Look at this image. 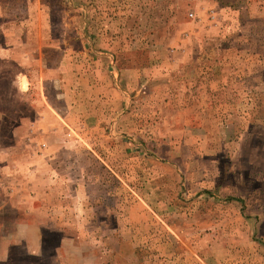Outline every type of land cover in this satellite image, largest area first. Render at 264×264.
<instances>
[{"label":"rangeland","instance_id":"obj_1","mask_svg":"<svg viewBox=\"0 0 264 264\" xmlns=\"http://www.w3.org/2000/svg\"><path fill=\"white\" fill-rule=\"evenodd\" d=\"M0 222V264H264V0H0Z\"/></svg>","mask_w":264,"mask_h":264},{"label":"crops","instance_id":"obj_2","mask_svg":"<svg viewBox=\"0 0 264 264\" xmlns=\"http://www.w3.org/2000/svg\"><path fill=\"white\" fill-rule=\"evenodd\" d=\"M9 49V48H8ZM38 63V74L37 77H35V79L29 77L30 74H27L26 72V76H25V80H26V89L27 90H31L34 92V90H37V94H36V100L39 101V105H35L33 106L34 109V119L32 121V123L30 124L31 128H36L38 126H40L42 133H45L46 130L50 127V129H52V125L50 124H45V125H41V123H45V120L47 121V115H51V117L55 120L54 124H56V126L59 127L60 123L57 121L58 117H60L59 112L57 111H65L64 115L67 116V114L69 113L68 111H77V107L75 106V104H73V101H75L74 99L70 98L71 92L72 90H70L69 88L67 89H63V93L64 94H59L60 92H62V90L59 89V87L56 89L57 91L55 92L56 98H57V103L59 102V100H61V106L59 107V105L54 104V99L53 97L48 98L47 93H46V88H45V83L52 81L53 84H56V82H58V84L62 81L65 80V78H69V77H62L59 78L58 76L52 75L53 72L57 73L61 71L62 66V60H60L59 64L54 66V67H42V64L40 62L39 59H37ZM34 68V67H33ZM73 67L69 68V73L73 72ZM29 72H33L36 74V70H30ZM37 78V79H36ZM75 78L77 79V83L78 84H83V83H87L82 79L83 76H75ZM73 76L71 79H75ZM79 78V80H78ZM82 79V82H80ZM49 80V81H47ZM67 83V82H66ZM62 96V97H58V96ZM61 98V99H59ZM51 99V100H50ZM119 106V98L114 99V105ZM63 105V106H62ZM57 117V118H54ZM62 119V118H61ZM39 124V125H37ZM39 128V127H38ZM70 131L73 132L74 131V125L71 126H67L65 131ZM38 130V129H37ZM53 130V129H52ZM45 131V132H44ZM28 144L31 143V141L27 142ZM37 147L34 148V150L30 151L27 153V156H25L23 159H21V161H19L20 163H24V165H34L37 164L38 161L40 160L39 158L41 156H48L47 152L45 153V151L47 150V148H50V145L48 143H46L45 141H38L36 144ZM50 151V150H49ZM45 153V154H44ZM35 170V167H33V171ZM11 197H9L8 195V199L7 202L9 203V206H11L12 208H16V210H20L21 207L16 205L13 201H11ZM146 207H149L146 204ZM150 208V207H149ZM153 211V210H151ZM2 224V222H0V225ZM2 228V227H1ZM4 235V234H3ZM1 236V234H0ZM2 237V236H1ZM8 237V235H7ZM8 243H10V241H5V240H0V247L1 249L5 247V245H7ZM7 254V253H6Z\"/></svg>","mask_w":264,"mask_h":264}]
</instances>
